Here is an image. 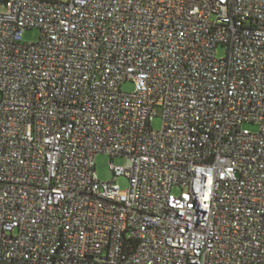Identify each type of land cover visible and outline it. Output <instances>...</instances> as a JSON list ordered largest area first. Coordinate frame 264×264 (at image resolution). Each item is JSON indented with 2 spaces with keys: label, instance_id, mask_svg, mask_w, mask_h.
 Returning a JSON list of instances; mask_svg holds the SVG:
<instances>
[{
  "label": "built area",
  "instance_id": "built-area-1",
  "mask_svg": "<svg viewBox=\"0 0 264 264\" xmlns=\"http://www.w3.org/2000/svg\"><path fill=\"white\" fill-rule=\"evenodd\" d=\"M0 264H264V0H0Z\"/></svg>",
  "mask_w": 264,
  "mask_h": 264
},
{
  "label": "rangeland",
  "instance_id": "rangeland-1",
  "mask_svg": "<svg viewBox=\"0 0 264 264\" xmlns=\"http://www.w3.org/2000/svg\"><path fill=\"white\" fill-rule=\"evenodd\" d=\"M66 1V0H61ZM23 41L25 42H36L39 38V32L35 29L24 31L23 35ZM222 52L221 50L218 51V56H221ZM123 88L125 90H130L131 85H124ZM161 127V120L160 118H155L152 123V128L154 130H159ZM245 129H248L252 132H255L257 130V126L253 124H246L243 126ZM110 165H117V166H124L125 165V158L121 156H116L113 159H111L108 155L105 154H98L95 157V172L97 175V178L100 181H109L112 179V174L110 171ZM115 184L119 186V188L124 191L127 189L128 181L124 177H118L115 180Z\"/></svg>",
  "mask_w": 264,
  "mask_h": 264
}]
</instances>
